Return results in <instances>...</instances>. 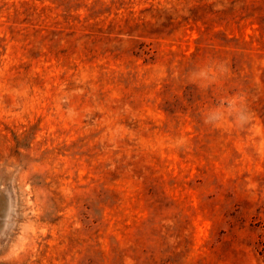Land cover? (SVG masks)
<instances>
[{"label":"rangeland","instance_id":"374dc122","mask_svg":"<svg viewBox=\"0 0 264 264\" xmlns=\"http://www.w3.org/2000/svg\"><path fill=\"white\" fill-rule=\"evenodd\" d=\"M0 264H264V0H0Z\"/></svg>","mask_w":264,"mask_h":264}]
</instances>
